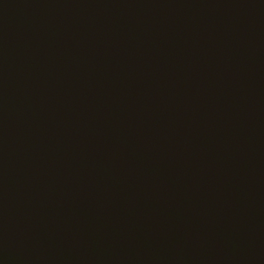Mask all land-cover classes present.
I'll return each instance as SVG.
<instances>
[{
  "label": "water",
  "instance_id": "obj_1",
  "mask_svg": "<svg viewBox=\"0 0 264 264\" xmlns=\"http://www.w3.org/2000/svg\"><path fill=\"white\" fill-rule=\"evenodd\" d=\"M0 264H264V0H0Z\"/></svg>",
  "mask_w": 264,
  "mask_h": 264
}]
</instances>
